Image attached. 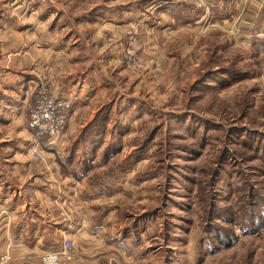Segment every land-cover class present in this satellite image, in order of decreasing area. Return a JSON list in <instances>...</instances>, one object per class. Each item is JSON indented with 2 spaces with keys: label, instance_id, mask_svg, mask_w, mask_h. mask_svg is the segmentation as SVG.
<instances>
[{
  "label": "rangeland",
  "instance_id": "obj_1",
  "mask_svg": "<svg viewBox=\"0 0 264 264\" xmlns=\"http://www.w3.org/2000/svg\"><path fill=\"white\" fill-rule=\"evenodd\" d=\"M108 1L48 3L50 10L65 11L63 21L70 23L74 17L93 21L99 11V18H109L115 8ZM173 4L183 15L210 11L205 0L200 9ZM204 26L198 25L202 38L178 32L168 38L174 42L143 47L137 28L109 34V43L119 45L110 46L114 64L96 77L106 87L108 113H97L68 146L81 171L66 177V185L85 184L78 198L87 214L108 217L107 227L120 232L106 246L113 253L104 257L107 264H264V35L234 42L228 33L211 32L212 23ZM30 134H23L28 143ZM0 135L24 139L17 128L0 127ZM19 147H1L2 185L24 186L29 178L14 170L38 166L30 153L32 159L12 156ZM64 213L73 219L72 207ZM76 250L61 264L77 262ZM5 251L0 257L9 264V245Z\"/></svg>",
  "mask_w": 264,
  "mask_h": 264
},
{
  "label": "crops",
  "instance_id": "obj_2",
  "mask_svg": "<svg viewBox=\"0 0 264 264\" xmlns=\"http://www.w3.org/2000/svg\"><path fill=\"white\" fill-rule=\"evenodd\" d=\"M143 1L146 3L139 7ZM205 1L210 11L194 15L185 10L189 14L183 15L177 7H169L174 4L167 0H111L106 6L115 8L114 16L109 11L105 13L109 18H99L103 13L99 11L100 16L93 21L74 17L64 23L66 12L54 6L50 10L48 0H0V127L20 129L22 135L31 133L26 104L41 81L50 82L55 95L76 105L63 140L44 147L42 160L34 161L38 166L14 170L26 174L28 183L2 185L0 181V251L10 246L13 258L9 264H41L40 257L57 249L64 237L71 239L74 247L76 244L78 256L77 262L64 264H107L104 257L113 256L106 246L111 237L119 236V230L107 227L108 217L95 219L87 214L86 205H82L86 202L78 198L85 184L66 185V177L74 179L81 171L68 146L77 142L80 128L92 125L97 113L109 105L106 87L98 85L96 79L99 69L106 72L112 68L113 53L119 47L109 43V34L119 36L125 29L137 28L136 41L139 39L142 47L145 42L157 44L159 39L174 42L176 38H168L178 32L202 38L198 25L206 28L208 23L214 25L211 32L228 33L234 42L264 35V0ZM90 10L94 13L95 8ZM126 42L124 37L121 47ZM84 114L89 118H82ZM32 135L29 143L24 135L21 142L0 135V160L7 145L18 143L20 147L12 156L21 160L22 153L29 156ZM66 190L73 193L68 200ZM66 205L72 207L73 219L66 218ZM120 243L121 237L112 249L119 248Z\"/></svg>",
  "mask_w": 264,
  "mask_h": 264
},
{
  "label": "built area",
  "instance_id": "obj_3",
  "mask_svg": "<svg viewBox=\"0 0 264 264\" xmlns=\"http://www.w3.org/2000/svg\"><path fill=\"white\" fill-rule=\"evenodd\" d=\"M170 1L192 6L196 9H200L205 5L204 0ZM26 109L29 117L28 129L36 140L33 145L28 147L27 152L34 155L37 160H41V148H48L54 142L63 140L74 105L68 99L57 97L50 83L42 82L34 89L33 100L28 102ZM74 252L72 240L64 237L58 249L44 254L41 263L61 264L62 260L72 259ZM8 260L7 257H0V264H6Z\"/></svg>",
  "mask_w": 264,
  "mask_h": 264
},
{
  "label": "trees",
  "instance_id": "obj_4",
  "mask_svg": "<svg viewBox=\"0 0 264 264\" xmlns=\"http://www.w3.org/2000/svg\"><path fill=\"white\" fill-rule=\"evenodd\" d=\"M106 113H108L107 107H105L104 110H102V111L99 112L98 114H99V116L101 117V115L106 114ZM108 120H109V119L106 118V121H108ZM98 121H99V119H98ZM90 126H91V125H90ZM90 126H89V127H90ZM97 140H99V138L96 139L95 141H97Z\"/></svg>",
  "mask_w": 264,
  "mask_h": 264
}]
</instances>
